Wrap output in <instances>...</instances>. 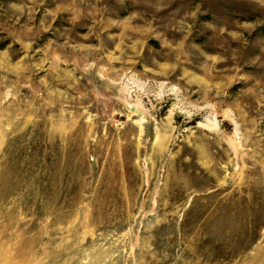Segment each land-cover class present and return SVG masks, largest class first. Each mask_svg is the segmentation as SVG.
I'll return each instance as SVG.
<instances>
[{
	"label": "rangeland",
	"instance_id": "374dc122",
	"mask_svg": "<svg viewBox=\"0 0 264 264\" xmlns=\"http://www.w3.org/2000/svg\"><path fill=\"white\" fill-rule=\"evenodd\" d=\"M0 264H264V0H0Z\"/></svg>",
	"mask_w": 264,
	"mask_h": 264
}]
</instances>
